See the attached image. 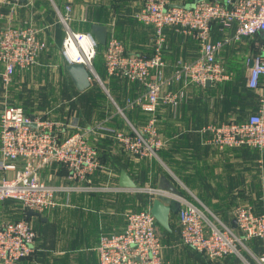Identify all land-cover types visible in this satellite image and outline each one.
Returning a JSON list of instances; mask_svg holds the SVG:
<instances>
[{
  "label": "crops",
  "instance_id": "crops-1",
  "mask_svg": "<svg viewBox=\"0 0 264 264\" xmlns=\"http://www.w3.org/2000/svg\"><path fill=\"white\" fill-rule=\"evenodd\" d=\"M144 1L19 0L12 14V5L1 6L0 30L6 25L32 27L38 39L45 42L46 49L35 67L28 71L17 69L9 84L4 82V66L0 62V114L8 107H21L30 116L60 124L62 139L74 133H86L101 162L90 183L70 180L67 170L57 164L42 169L39 176L47 184L79 188L57 193L56 206L43 213L29 216L19 202L3 203L0 223L28 219L37 235L33 253L17 264H99L97 247L101 236L122 233L128 212L150 210L156 196L148 190L160 191L161 185L174 186L181 197L204 209L217 226L236 229L233 208L238 205H250L256 214L264 213V151L249 147L220 149L209 142V133L201 132L208 125L246 119L259 109V99L246 101L241 93H231L230 83L234 79L241 78L242 85L247 87L250 68L247 59L259 52V38L236 40L235 25L222 30L213 24L211 32L215 42L229 40L218 59L231 73V80L205 87L192 84L184 90L187 98L177 107H158L155 116L166 145L157 157H136L123 150L113 137L112 130L128 132L130 126L143 127L150 118L140 108L127 106L128 100L146 91L145 85L108 75L104 63L106 45L112 38L120 41L127 53H152L154 29L134 17ZM196 1L167 0L170 6L178 7H189ZM68 5L71 7L69 29L89 34L97 43L93 61L97 77L91 75V85L83 92L74 86L63 55L66 28L60 16H65ZM95 25L106 28L105 44L98 43L93 35ZM165 34L163 73L169 78L177 61H193L198 57L199 44L194 37L174 27H167ZM182 89L181 84L175 83L166 88L172 92ZM262 91L264 77L259 93ZM122 171L137 188L120 186ZM6 175L11 177L13 173ZM161 192L164 196H174ZM172 200L176 204L175 212L170 215L172 231L158 226L166 264H258L254 258L263 253L258 239L246 243L242 252L246 262L236 256L211 260L182 245L178 202L174 197Z\"/></svg>",
  "mask_w": 264,
  "mask_h": 264
},
{
  "label": "built area",
  "instance_id": "built-area-1",
  "mask_svg": "<svg viewBox=\"0 0 264 264\" xmlns=\"http://www.w3.org/2000/svg\"><path fill=\"white\" fill-rule=\"evenodd\" d=\"M18 2L0 0V18L3 15L1 6L12 5V14ZM70 12L68 5L65 16H60L66 28L63 55L67 64H83L90 75L96 76L93 61L97 43L91 35L69 29ZM134 17L153 27L152 53H127L123 44L114 38L107 42L104 52L108 75L140 82L146 87L140 97L128 100L127 106L149 113L147 123L140 128L130 126L128 132L112 130L113 137L126 152L139 158L157 157L165 146L155 116L158 107H177L185 97L184 90L192 84L205 87L208 82L217 84L231 80V73L218 59L219 52L229 40L213 41V24H218L222 30L235 25L236 40L259 38V52L247 59L250 65L247 87L260 90L264 77V0H198L189 7L170 6L167 0H145ZM167 27L194 37L199 44L198 57L193 61H177L169 78L163 73ZM45 49V42L38 39L34 28L4 26L0 30V62L4 66L5 84L11 82L17 69L28 71L35 67ZM173 83L181 84L183 89L167 91L166 88ZM32 124L35 128L31 127ZM0 127V207L7 200H15L25 212L43 213L56 206L57 193L79 188L47 184L40 179L42 169L57 164L67 170L70 180L90 183V177L101 167L99 153L88 141L86 133H74L62 139L60 124L27 115L21 107L6 108L0 116ZM201 132L209 133V142L220 149L249 147L264 151V93L260 95L258 111L245 121L208 125ZM8 172L13 176H7ZM148 192L163 195L157 190ZM173 197L178 202L182 245L211 260L236 256L246 262L242 253L246 243L258 239L263 253L254 259L258 264H264V213L256 214L250 205L235 207L236 231L213 224L204 209L185 198ZM36 236L28 219L1 222L0 264H17L30 256ZM163 249L154 216L150 210H143L126 214V227L122 233L102 235L97 252L99 264H166Z\"/></svg>",
  "mask_w": 264,
  "mask_h": 264
},
{
  "label": "water",
  "instance_id": "water-1",
  "mask_svg": "<svg viewBox=\"0 0 264 264\" xmlns=\"http://www.w3.org/2000/svg\"><path fill=\"white\" fill-rule=\"evenodd\" d=\"M92 33L95 35L98 43L105 44L106 43V28L95 25L92 28ZM252 66V64H251ZM66 70L79 92H83L91 85V75L88 69L83 64H68L66 66ZM211 83L208 82L206 86H210ZM32 128H35V124L31 125ZM120 186L126 188H137V184L131 180L128 174L125 171L121 172L120 176ZM160 191H166L172 195L180 196V192L172 185L169 186H159ZM176 204L169 196L158 195L156 196L151 204L150 212L154 216L158 226L167 232H171L170 226V215L172 212H175ZM27 214L29 216L36 215V213L32 211H28Z\"/></svg>",
  "mask_w": 264,
  "mask_h": 264
},
{
  "label": "rangeland",
  "instance_id": "rangeland-1",
  "mask_svg": "<svg viewBox=\"0 0 264 264\" xmlns=\"http://www.w3.org/2000/svg\"><path fill=\"white\" fill-rule=\"evenodd\" d=\"M237 81V82H236ZM226 82H228V81H226ZM242 82H244V80H242L241 78H237V79H234L233 80V82H231L230 84L232 85L231 86V91L233 92L232 93V95H234L235 93H236V90H238V91H240V93L244 96V99L246 100V101H248V100H257L258 101V99L260 98V95L263 93V91H262V93H259V90H253V91H250V90H248L247 89V87L245 86H243L242 85ZM223 83V82H222ZM238 86V87H237ZM237 87V88H236ZM185 98H187L186 96L182 99V101L185 99ZM188 98H189V96H188ZM182 101H181V103H182ZM74 113H77V111L76 110H74ZM2 114V113H1ZM0 114V115H1ZM166 145V144H165ZM165 147V146H164ZM239 206V205H238ZM235 207H237V206H235ZM234 207V208H235ZM233 208V209H234ZM135 212V211H134ZM242 252H244V251H242Z\"/></svg>",
  "mask_w": 264,
  "mask_h": 264
},
{
  "label": "trees",
  "instance_id": "trees-1",
  "mask_svg": "<svg viewBox=\"0 0 264 264\" xmlns=\"http://www.w3.org/2000/svg\"><path fill=\"white\" fill-rule=\"evenodd\" d=\"M93 65H94V62H93ZM236 82H237V81H236ZM237 87H238V86H237ZM237 87H236V88H237ZM231 89H232V88H231ZM247 89L250 90V91H253V90H251V89H249V88H247ZM253 92H254V91H253ZM231 93H233V92L231 91ZM236 93H240V91L236 90ZM236 93H235V94H236ZM24 112H25V111H24ZM25 113H26V112H25ZM26 114H27V113H26ZM27 115H29V114H27ZM237 117H238V116H237ZM42 118H43V117H42ZM247 118H248V117H247ZM247 118H246V119H247ZM43 119H45V117H44ZM246 119L243 118V119L240 120V118H238V119L230 120V121H227V122H233V121H236V122H242V121H245ZM24 212H25V211H24ZM25 213H26V212H25Z\"/></svg>",
  "mask_w": 264,
  "mask_h": 264
}]
</instances>
